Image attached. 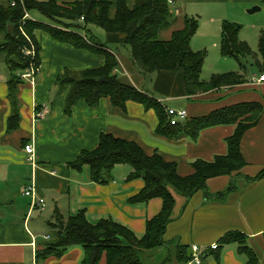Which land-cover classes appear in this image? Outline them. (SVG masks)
I'll use <instances>...</instances> for the list:
<instances>
[{
  "label": "crops",
  "instance_id": "0c3cea01",
  "mask_svg": "<svg viewBox=\"0 0 264 264\" xmlns=\"http://www.w3.org/2000/svg\"><path fill=\"white\" fill-rule=\"evenodd\" d=\"M76 1L56 0L59 5ZM107 1L112 4V17L118 0ZM135 1L125 0V4L130 9ZM7 2L0 0L1 5ZM255 6L259 8L256 12H264V0H173L169 4L172 13L170 27L176 28L167 37L182 28L185 18H194L199 25L217 24L220 31L223 21L238 24L246 16L245 12ZM32 15L30 18H39L37 14ZM181 15L182 21L179 19ZM90 29L94 39L106 43L109 51L114 52L119 81L145 90L167 107L185 110L188 119L239 103L261 106L258 121L241 138L240 153L244 166L235 174L211 178L206 183L209 195L225 191L231 185L230 177L240 178L236 187L233 185L234 188L222 200L206 199L202 190L189 198L170 190L174 207L163 240L174 248L185 246L189 253H192V246H197L202 255L214 248L225 234L239 232L247 236L249 246L264 264V82L256 81L262 73L258 72L257 77L246 74L245 83L231 90L222 89L189 98L178 73L153 74L149 83L144 85V79L127 58L123 38L93 27ZM37 40L41 49L39 73L33 82L25 81L19 86L20 120L17 128L11 131H7L11 112L7 89L9 71L3 55L0 62V264H81L83 251L80 247L69 248L60 257L37 258V252L46 243L44 237L53 232L49 223L55 212L66 219L83 210L88 223L110 219L139 239L144 235L146 222L157 216L162 208V201L158 198L144 204L128 202L144 186L141 179L127 180L131 171L128 165L115 166L111 181L106 185L92 182L87 166L81 171L69 167L80 152L97 147L100 134L134 142L147 155L157 152L164 161L175 164L178 176L187 177L194 173L192 164L195 161L212 162L216 157L226 155V140L233 135L235 126L206 128L195 139L184 133L166 138L156 133L158 120L152 110L146 111L133 102H128L121 110L113 107L108 99H101L95 108L79 101L66 115L63 108L68 87L57 89L55 80L65 70L99 68L104 57L74 49L46 34L38 33ZM219 42H216L218 46ZM37 108L43 111L42 119L35 117ZM26 144L33 145L31 157L24 151ZM30 185L43 199V208L34 206L31 198L23 194ZM159 250L155 252L159 253ZM153 259L160 261L157 264L164 261L160 260V254ZM205 263L243 264L244 257L237 254L235 245H230L223 249L219 263L211 257ZM98 264H106L104 254ZM165 264L185 263L170 256Z\"/></svg>",
  "mask_w": 264,
  "mask_h": 264
},
{
  "label": "trees",
  "instance_id": "16d2710c",
  "mask_svg": "<svg viewBox=\"0 0 264 264\" xmlns=\"http://www.w3.org/2000/svg\"><path fill=\"white\" fill-rule=\"evenodd\" d=\"M8 0L0 4V54L4 56L9 71L7 81L8 100L11 112L7 120V131L17 128L19 124L18 89L25 82L21 75L33 65L35 77L40 69V46L37 34L42 33L59 43H65L74 49H84L104 57L99 68L81 71L65 70L55 80V87H68L64 100V113L69 115L74 104L84 102L95 108L101 99H108L113 107L125 109L128 102L141 105L146 111L152 110L158 120L156 133L166 138H173L180 133L195 139L201 130L217 125H234L235 131L226 140L227 153L216 157L212 162L197 160L192 164L194 173L180 177L174 163L166 162L157 153L147 155L134 142L102 133L94 150L82 151L69 163V167L81 171L87 166L92 182L106 185L111 181V171L117 165H128L131 169L127 180L141 179L143 188L128 199L130 204H144L158 198L162 201L161 211L148 220L144 235L137 239L126 227L110 220L101 219L95 224L86 220L83 210L66 219L57 212L49 223L59 221L60 227L49 235L44 247L37 252V258L49 256L60 257L72 247L83 251L81 264H98L102 255L106 264H146L140 255L155 251L167 245L163 240L167 224L172 220L174 198L170 190L185 198L202 190L206 199L222 200L232 190L233 185L215 195H209L206 183L218 176H229L239 172L244 166L240 153V142L246 130L256 124L262 114L258 103H239L217 109L209 114L170 124L167 107L163 102L143 89H136L118 80L116 75L117 59L109 51L106 43L93 38L90 27H96L108 35L123 38L122 45L127 47V58L138 71L147 77L158 73H178L181 77L187 97L231 90L245 83L246 74L230 72L212 75L209 80L201 77L206 58L205 51H193L190 42L195 35L198 23L194 18H185L181 29L173 31L168 40L160 39V33L172 24V13L169 0H136L128 8L125 0H118L115 13L111 17L112 4L107 0H78L59 5L56 0ZM32 14L39 15L41 20L26 19ZM32 17V16H31ZM241 26L223 21L220 26L219 52L222 57L239 59L252 53L247 44L238 37ZM33 58L24 56V51H31ZM257 70L264 73V30L258 35ZM103 79V81H100ZM150 80V79H149ZM40 111V109H36ZM53 231V230H52ZM264 241V232L262 234ZM235 245L238 255L244 257L243 264H261L255 251L249 246L248 238L239 232L225 234L215 245L200 256V264L211 257L219 263L223 249ZM175 258L181 263H190L192 253L187 247L176 246ZM170 256L160 264L169 262Z\"/></svg>",
  "mask_w": 264,
  "mask_h": 264
},
{
  "label": "rangeland",
  "instance_id": "374dc122",
  "mask_svg": "<svg viewBox=\"0 0 264 264\" xmlns=\"http://www.w3.org/2000/svg\"><path fill=\"white\" fill-rule=\"evenodd\" d=\"M245 13L246 16L241 19L243 21H240V23H238L242 27L239 34V39L244 41L249 47L252 54L248 57H240L239 59L222 57L219 52V46L216 43L219 42L220 39V31L218 30L217 24H210L209 26L205 23H202L201 25L197 24L198 28L195 35L191 39L190 48H192L194 51L206 52V58L201 73V77L203 80H209L212 75L226 74L230 72L241 74L245 73L248 76H259L256 65V60H260V56L258 54V31L260 29L264 30V12H254L252 14H248L247 12ZM32 16L35 17L34 15ZM179 19L181 21L183 20L182 15L179 17ZM196 19L199 20V18ZM38 20L44 22V20H40V18H38ZM174 28L176 27H169L168 29L162 31L159 36L160 39L166 40L167 38H169L167 37V34L171 32V30H175ZM93 29L99 28L93 27ZM99 31L102 30L99 29ZM214 43L216 44L215 46ZM30 49L31 51H33L32 45ZM125 49L127 50L128 48L125 47ZM1 60L2 55L0 54V62ZM149 79H151V76L147 77V79L144 80V85H147L149 83ZM230 178L231 185H235L236 187V184L238 180H240V178L237 179L236 176ZM53 225L54 227H57L52 229L53 232H56L61 223L59 221H56L55 219L53 221ZM155 251L144 252V254L140 255L141 260L146 264H157L160 261H154L153 259L156 255H161L160 260L166 259L169 256H175V248L173 245H166L160 248L159 253H156Z\"/></svg>",
  "mask_w": 264,
  "mask_h": 264
},
{
  "label": "built area",
  "instance_id": "2783aa9c",
  "mask_svg": "<svg viewBox=\"0 0 264 264\" xmlns=\"http://www.w3.org/2000/svg\"><path fill=\"white\" fill-rule=\"evenodd\" d=\"M173 0H169L168 3L172 4ZM11 4H14V0L11 1ZM26 19H30V17L26 14L25 15ZM24 56H31L33 58V51H28L25 50L24 52ZM34 75H35V70L33 69V65H30L29 69L26 70L22 75L21 78L24 79L25 81H29V82H33L34 81ZM257 82H264V73H262L256 80ZM253 82H255L253 80ZM167 114L170 117V124L171 125H176L179 121L185 120L186 119V111L185 110H179V109H175V108H166ZM43 111H37L35 117L37 119H42L43 118ZM24 151L27 155H29V157L32 156L33 154V145L32 144H26L24 146ZM23 194L27 197H30L32 200V203L34 206H38L40 208H42L44 206V201L43 199H40L36 192H35V188L33 185L28 186ZM45 240L48 239V237H44ZM191 251H192V259H191V263L192 264H200V256H201V251L199 249V247L197 246H192L191 247Z\"/></svg>",
  "mask_w": 264,
  "mask_h": 264
},
{
  "label": "water",
  "instance_id": "95a60500",
  "mask_svg": "<svg viewBox=\"0 0 264 264\" xmlns=\"http://www.w3.org/2000/svg\"><path fill=\"white\" fill-rule=\"evenodd\" d=\"M256 11H259V8L255 6V7H252L251 9H248L246 12L248 14H252V13H254ZM100 81H103V79H100Z\"/></svg>",
  "mask_w": 264,
  "mask_h": 264
}]
</instances>
